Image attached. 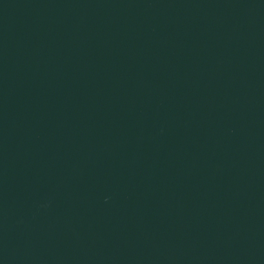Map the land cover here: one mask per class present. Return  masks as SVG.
I'll return each mask as SVG.
<instances>
[{"label":"water","instance_id":"1","mask_svg":"<svg viewBox=\"0 0 264 264\" xmlns=\"http://www.w3.org/2000/svg\"><path fill=\"white\" fill-rule=\"evenodd\" d=\"M0 264H264V0H0Z\"/></svg>","mask_w":264,"mask_h":264}]
</instances>
